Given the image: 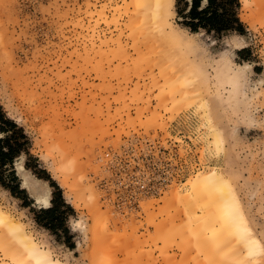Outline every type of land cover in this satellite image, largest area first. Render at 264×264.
Segmentation results:
<instances>
[{"label": "rangeland", "instance_id": "374dc122", "mask_svg": "<svg viewBox=\"0 0 264 264\" xmlns=\"http://www.w3.org/2000/svg\"><path fill=\"white\" fill-rule=\"evenodd\" d=\"M125 3L0 0V104L29 139V167L37 163L69 201L65 208L57 200L55 214L40 213L50 205H35L21 184L23 175L39 178L14 165L2 169L0 178L18 193L14 171L25 193L18 199L0 186V208L63 264H264V253L254 262L246 259L233 236L190 228L184 205L164 202L213 167L233 189L244 186L247 225L258 241L264 239V0H239L244 32H197L191 38L200 48L192 53L148 34L149 25L128 27L133 9L126 12ZM176 3L169 21L191 35L180 25ZM237 37L240 46L229 43ZM220 62L248 65L237 97L229 94ZM203 104L207 111L200 110ZM214 127L225 140L218 153L209 142ZM124 152L149 154L159 173V161L170 159L173 183L158 195L134 199L135 187L115 167ZM39 180L50 202L57 190ZM76 182L92 186L100 221L91 217L86 197L75 201L67 185ZM28 200L32 205L23 207ZM31 210L48 228L34 221ZM1 249L0 264H11Z\"/></svg>", "mask_w": 264, "mask_h": 264}, {"label": "bare ground", "instance_id": "6f19581e", "mask_svg": "<svg viewBox=\"0 0 264 264\" xmlns=\"http://www.w3.org/2000/svg\"><path fill=\"white\" fill-rule=\"evenodd\" d=\"M123 2L125 3L126 1L123 0ZM173 3L174 0H130L127 3H125L126 8H124L126 9V12L128 10L131 11L130 9H128L129 6H131V9H133L132 11L133 13L131 12L132 15L130 14L131 16L129 17L130 18L129 25L128 24L127 25L128 27L129 26L134 27V29L135 28L138 29L142 26L144 27L149 25L147 29L150 28L149 29L150 32L148 31L147 32L148 34H151L154 31L155 35L158 34V36L164 37L165 39H168L173 43H175L179 51L181 50L180 48H182L184 52L186 50L187 51L191 50V53L193 51L195 52L199 50L200 46L197 41L191 38V36L197 35V32L189 33L191 35H187L184 31L180 29L178 30V28L177 29L173 28L169 21V16L171 17L172 14H174ZM117 11H119V9H117ZM131 27L130 29H132ZM187 60L189 59L187 58ZM246 66L248 67L247 64H243V65L240 64L239 67H228L223 62L219 63L218 65L219 69L225 70L224 73L227 72L226 76L228 80L227 82L230 85V91H229L230 95L235 94L237 97V94L239 93V91H241V88L239 86H241V82L244 78L243 72L244 69L247 68ZM185 98L187 101L188 98L190 100V97L187 95L185 96ZM188 105H189V101H188ZM199 108L200 110L201 109L205 111L208 110L207 107L204 106V104L201 105ZM205 114L207 115L208 113ZM208 119H210L209 116ZM209 121L211 124H208V127L209 125H212L211 130H213L214 125L211 122L212 119ZM208 127L205 128H207L208 130ZM215 129L216 131H213L212 134L210 132V134L212 135V141H210L211 139L210 138L209 142L211 143L213 142L214 145L213 149H215L216 147L215 149L216 152L219 148L221 150V148L224 146L225 140L221 131L220 130L217 131V128ZM86 142L88 141L86 140ZM62 150L64 151L65 148H63ZM64 156L65 155H63L62 157ZM69 162H72V160ZM76 162L78 161L76 160ZM76 162L74 163V165L76 164ZM23 163H24V156L17 157L14 160V165L18 167L19 171L25 170L23 167ZM72 165L73 164H71L70 166ZM70 166L69 169H71ZM77 166L78 165H75L73 168H77ZM211 169L208 172L206 171L207 173H204L205 171L203 173L199 171L200 172L199 174L195 173L196 175H194V177H192L191 179H189L187 182L184 183L185 186L184 191L180 190V191H175L172 194L168 193L164 198V202L171 203L172 201H175L176 203L184 205L183 207L186 209L185 211L188 219L187 221L189 222L190 228L194 227L195 225V228L200 229V231L211 229V231H214L218 235H222L221 236L222 238H226V237L228 238L229 236H233L235 238V244L237 243V246L238 244L242 245V247L245 249L244 257L246 259H250L251 261L253 260L252 262H254V258L257 255L263 254L259 250L260 249L259 243H253V241L258 242V240L257 238H255V236L252 235L251 229L248 227L246 218L244 216L241 219H234L233 217V214L230 209L229 190L227 187V184H231L229 179L224 175L219 174L220 172L217 173L218 170L215 171V169L212 170ZM222 181L226 183H222ZM21 184L23 187L27 188L30 192L31 190L35 191L33 185L43 186V188L46 189V195H40L36 191L34 195L31 193L32 198L34 200V204L42 207H48L50 205L49 197H48L49 196L48 187L46 186L45 182H42L37 178H33L32 176L30 177L27 175H23V182ZM67 187L69 188V191L74 194V198L76 199L75 201L81 200L82 197H86V200L87 199L89 200L88 205H90L89 209H90L91 217L95 222H97L98 220L100 221L99 217L103 213H101L100 209L96 206V201H95L96 197L94 198L93 190L91 188L92 186L89 185L88 183L87 185L86 183H84L83 185L82 183L76 182L75 184L72 183L71 186L67 185ZM64 200L65 202L69 203L68 198H65ZM95 225L97 226V229H99L100 226L98 227V225L100 224L98 223ZM0 227H1L0 247L2 248L1 252L4 257H8L11 264H63L62 261L53 258V254L50 251V249L47 246L43 245L42 243L41 244L38 243L35 240V238L26 231L22 223L15 221L9 214H7L1 208H0ZM249 236H251V239H248ZM221 237L219 238L220 240ZM237 257H238L237 261L243 259L242 256L241 257L237 256Z\"/></svg>", "mask_w": 264, "mask_h": 264}, {"label": "trees", "instance_id": "16d2710c", "mask_svg": "<svg viewBox=\"0 0 264 264\" xmlns=\"http://www.w3.org/2000/svg\"><path fill=\"white\" fill-rule=\"evenodd\" d=\"M239 0H190L184 2V6H179V0L176 3V15L182 21L180 25L187 29L190 33L204 31L206 34H214L221 36L224 33H239L244 32V27L238 19L237 10L239 9ZM237 54H240L239 52ZM0 173L5 167H13L14 160L17 157L24 156V168L31 169L39 179H44L49 182V186L57 192L51 194V206L45 210H40V213L45 215L55 214L58 210L57 200L63 207L68 208L64 200L61 198V192L55 182L45 174L44 170L38 169V164L35 161V166L29 167L30 154L28 147L30 145L29 139L24 130L19 127L13 120L7 117L6 112L0 104ZM10 178L16 181V189L9 186L0 178V186L7 190L11 196L21 199L20 193H25V190L19 189L20 182L14 173L10 174ZM27 198V196L25 197ZM32 201L23 203V207L32 205ZM34 216V221L45 228L47 224L41 222L36 213L31 210ZM53 220V217L51 218ZM65 231V230H63Z\"/></svg>", "mask_w": 264, "mask_h": 264}, {"label": "built area", "instance_id": "2783aa9c", "mask_svg": "<svg viewBox=\"0 0 264 264\" xmlns=\"http://www.w3.org/2000/svg\"><path fill=\"white\" fill-rule=\"evenodd\" d=\"M106 153L105 156H108ZM123 153V157L115 167L119 168L123 172V179L127 185L135 187L134 199H137V195L141 196H155L158 195L166 186L173 183L174 177L170 172V159L163 158V161H159L164 166L159 173L156 170V161L151 162L149 154L145 156ZM149 158V159H148ZM183 173V169H182Z\"/></svg>", "mask_w": 264, "mask_h": 264}, {"label": "snow or ice", "instance_id": "6c2138e0", "mask_svg": "<svg viewBox=\"0 0 264 264\" xmlns=\"http://www.w3.org/2000/svg\"><path fill=\"white\" fill-rule=\"evenodd\" d=\"M235 43L236 46H240V40L239 38H235L234 41H229V43ZM247 67V66H246ZM234 177L239 179L238 172L233 173ZM222 183H226L223 182ZM34 190L39 193L40 195H46V189L43 188V186H37L33 185ZM228 190H229V198H230V209L233 214L234 219H241L244 216L245 207H244V186L243 185H237L235 189L232 188L231 184H227ZM260 235L264 237V221L260 224ZM248 239H251V236L248 237ZM253 243H259L260 245V251L261 253H264V239H261L260 241H253Z\"/></svg>", "mask_w": 264, "mask_h": 264}, {"label": "water", "instance_id": "95a60500", "mask_svg": "<svg viewBox=\"0 0 264 264\" xmlns=\"http://www.w3.org/2000/svg\"><path fill=\"white\" fill-rule=\"evenodd\" d=\"M31 193L34 195L35 194V191L31 190ZM31 193H30V195H32Z\"/></svg>", "mask_w": 264, "mask_h": 264}, {"label": "crops", "instance_id": "0c3cea01", "mask_svg": "<svg viewBox=\"0 0 264 264\" xmlns=\"http://www.w3.org/2000/svg\"><path fill=\"white\" fill-rule=\"evenodd\" d=\"M50 200H51V197H50ZM50 206H51V203H50Z\"/></svg>", "mask_w": 264, "mask_h": 264}]
</instances>
